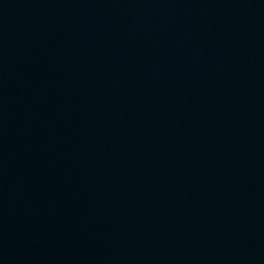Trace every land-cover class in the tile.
I'll list each match as a JSON object with an SVG mask.
<instances>
[{"label": "water", "instance_id": "95a60500", "mask_svg": "<svg viewBox=\"0 0 264 264\" xmlns=\"http://www.w3.org/2000/svg\"><path fill=\"white\" fill-rule=\"evenodd\" d=\"M0 264H264V0H0Z\"/></svg>", "mask_w": 264, "mask_h": 264}]
</instances>
